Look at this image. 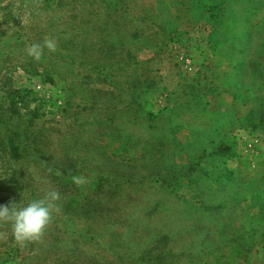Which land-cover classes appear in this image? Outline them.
<instances>
[{
  "label": "rangeland",
  "instance_id": "1",
  "mask_svg": "<svg viewBox=\"0 0 264 264\" xmlns=\"http://www.w3.org/2000/svg\"><path fill=\"white\" fill-rule=\"evenodd\" d=\"M263 120L264 0H0V264H264Z\"/></svg>",
  "mask_w": 264,
  "mask_h": 264
},
{
  "label": "clouds",
  "instance_id": "2",
  "mask_svg": "<svg viewBox=\"0 0 264 264\" xmlns=\"http://www.w3.org/2000/svg\"><path fill=\"white\" fill-rule=\"evenodd\" d=\"M45 48L54 52L56 50L55 41L47 39L43 44H33L28 50V55L39 60ZM59 198V192L50 191L44 197L34 198L27 204L21 202L0 204V222L10 224L13 236L20 244L38 240L50 224L55 202Z\"/></svg>",
  "mask_w": 264,
  "mask_h": 264
},
{
  "label": "trees",
  "instance_id": "3",
  "mask_svg": "<svg viewBox=\"0 0 264 264\" xmlns=\"http://www.w3.org/2000/svg\"><path fill=\"white\" fill-rule=\"evenodd\" d=\"M141 83L144 86H146V85H150L151 81L147 80V79H143V80H141ZM12 106H15V102H13ZM9 153H10V158H12V159H18L21 157L20 153L18 151H16L14 148H10ZM101 178L99 179V181L96 184V189H100V187H101ZM231 242H232V247L228 251L230 257L234 258V257H236V254L241 255V253H243V251L239 249V247L236 245L235 241H231ZM165 246H166V242L163 245H161V249H157V246H153V248H146L140 252H137V254H133V256H134L133 258L136 257L137 260L141 261L144 264H171V263H169L168 259L170 257H173V254L172 253L170 254V252L165 248ZM114 257L117 258L118 261H111V262L109 261V262H106V264H120L122 262V259H121L122 257L120 256V252L118 254H116V256H114ZM217 259H218V257H216L211 262H207V263H203V264H233L231 262H228V263L224 262L223 263Z\"/></svg>",
  "mask_w": 264,
  "mask_h": 264
}]
</instances>
